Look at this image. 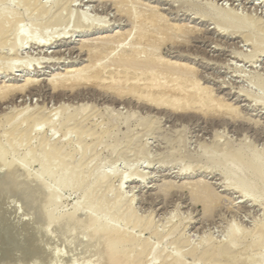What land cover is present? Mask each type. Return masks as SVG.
I'll use <instances>...</instances> for the list:
<instances>
[{
	"label": "rangeland",
	"instance_id": "374dc122",
	"mask_svg": "<svg viewBox=\"0 0 264 264\" xmlns=\"http://www.w3.org/2000/svg\"><path fill=\"white\" fill-rule=\"evenodd\" d=\"M40 1H42L40 3L42 7L50 8V16L60 14L64 19H71L72 17L68 23L69 25L56 26L53 29L49 28V30L47 29L49 31L47 33V30L43 31L44 27L38 24L43 18L41 16L40 18L38 17L40 12L37 9L38 12L35 10V12L33 10L28 11L26 7L23 8L21 5L17 8L16 5L18 6L20 2L13 0L11 1L13 5L11 3L8 4V6H11L10 11L12 15L7 16L12 18L13 11L15 10L21 12L20 19L23 22L20 23L23 26L18 25H20L21 29L25 27L24 30L27 31L28 38L31 40L34 37L35 39L33 33L37 32L40 27H43V30L40 29L42 30L41 32H39L40 30L38 31L40 34L38 32L35 33L37 34L36 37L40 41L42 40L43 43L45 42L44 44L47 42L51 43H47L48 45L45 47L39 46L38 48V45L31 43L34 39L29 42L18 36L16 37L17 39L10 38L9 43H7L8 46L0 48V89L7 85L15 87L24 86L29 79L35 81L30 86L31 88L28 87L29 89L26 88L23 92L20 90L22 93L20 91L11 93L8 96L9 98L7 97L5 100L0 101L1 123H5L9 119L16 117L27 108L22 115H19L16 120L17 123L37 115L41 118L38 121L39 125L35 128L36 130L33 129L34 132L32 131L28 141H16L19 144L21 141L20 145L18 143L15 144L13 138L5 134L14 124H12L13 126L9 125L0 128V144L2 143L0 156L3 161L7 162H5L6 167L3 169L0 167V176L2 177L0 179L2 182H7L9 178L16 179L15 183L10 179L7 183L0 184V189L4 185V190L2 187L3 194L7 193L9 197L4 201L3 199L7 195L2 196L3 194L1 195L2 191L0 190V196H2V199H0V201L2 200L0 202V215H4L3 213L8 215L10 210H16V213H13L14 215L16 214L15 217L18 213L19 217L17 216V218L21 219L22 217L23 220L24 217L27 219L28 217H32L33 214H30L31 216L23 214L26 208L24 207L25 210L23 211V206H21L23 204L19 203L15 198L17 193L19 195V192L23 195L27 193L30 189L26 187L27 185L30 186L34 184L33 182H36V184L39 182L43 183V189L41 188V192L39 191L37 193L38 196H35L37 210L39 211L35 213L39 215V213L41 214L40 211H46L48 217L45 221L48 224L45 225L43 231H40L42 230V226L40 225L44 226V224H38V221H36L37 223L35 222V219L39 216L36 215L37 218L33 216L32 219H29L34 221L32 224H30L32 221L25 219L23 223L24 225L26 224L25 227H28V230L26 229L28 234L26 236L28 238H25L26 244L22 247L29 249V247H26L29 245L30 249H34L35 246L34 250L36 251L38 245L40 247L47 246L48 240H52V238L56 239L54 230L58 225L59 217H63L66 214L74 216V219L76 218L75 220L77 221L79 218L81 219L79 221L82 227H84L83 231L81 230V234L88 237L89 241L88 246H86L87 251L83 250L85 248H77L78 250L74 248L77 252H81L77 255L74 249L76 254H73L74 251L69 246L63 247L62 244H58L57 246L55 245L57 249L54 248L55 246H48L56 249H53L56 251V257L52 258L49 256V258L46 256L49 260H45L44 264H48L47 261H49V264H109L108 254L106 253L107 247L113 241L114 244L119 245L120 241L118 239L122 233H124L125 240L128 241L130 238L136 242L138 251H147L151 247L155 248L149 257L148 254H145V264H169L174 262L173 260L176 257L178 259L179 257L181 258L179 259L181 260L180 263L177 264H216L217 262H205L200 258L206 248L220 247L223 246V243L224 245L230 244L234 247V254L233 260L224 261L222 259L220 264L224 262L225 264H233V262H236L234 264H246V261L247 264L248 262L250 264H264V244H262L263 246L261 245L264 241V231L261 230L260 233L261 227L264 226V187L258 183L255 175H253V171L246 170L247 167H244L247 173L240 170V164L235 162L237 161L236 157H233L232 154L230 155L232 150H237L240 147H249L247 149L250 152L260 154L262 157L264 156V47L259 46H262L259 39L264 38V0ZM1 5L2 3H0V13L2 14L3 10L6 12V7L8 6ZM133 8L135 9L131 10ZM230 9L231 11H229ZM125 10H128L129 13ZM25 11L30 13H25ZM33 12L34 14H32ZM142 12L145 13L142 14ZM153 12L156 13L154 15H158V17L160 15L162 20L167 22H163L160 18L162 21V24L160 23L161 26H167L168 30L176 31L173 37L175 34H178L177 36L182 39L180 40L178 37V42L176 40L178 48L181 47L179 50L173 45L172 41L171 43L168 42L171 40L170 38L169 40L167 39L168 43L164 40L165 42L162 43H165V46L161 45L162 52L159 50L158 54L160 55L161 53L162 59H166L164 61L175 62L179 66L181 64L188 65L186 67L189 69L190 67L191 69L195 68L193 72H195V79L197 78L195 81L198 82V84L195 82L197 90L206 89V95L203 91H199L200 96L203 94L206 98H208L207 95L212 96V98H210L211 96L209 98L212 99L214 107L207 111V115L204 114L205 112H202V114L197 107L194 109L195 111L192 109V112L190 110L188 112L181 111L180 113L151 111L142 107L140 103L138 104L136 99L130 98L132 96L117 97L114 92L112 93V88L111 90L109 89L110 87H107L105 92L103 90L106 87H103V89L98 87L97 89L96 86L94 87L89 84L88 86L81 85L75 87L73 90L69 88L55 90L51 82L55 77L58 79H62L61 77L64 79L65 76L72 77L79 70L91 66L94 61L98 60L100 65H105L104 63H108L116 55H109L110 58L107 56L109 60L106 56L104 58L99 57V59L92 58V55L89 54H92L90 49H93L90 47H93V45L90 44V46L88 45L89 43H99L101 41H99L100 37L108 38L110 36L112 38V35L115 34L116 36L120 33L118 36L120 38L121 33L123 36L129 34V36H126L129 41L124 40V37L121 35L122 40L125 41V46H123V41L120 38L122 46L116 50V53L125 50V48L127 50L132 46L131 44L134 41H139L137 40L139 39V34L137 33L142 28L141 24L139 25L140 27L137 26L139 18L143 15H148L147 17H149L150 14L153 15ZM233 12L237 13L238 16ZM6 13L4 14L6 15ZM219 13H233L240 20L244 18V23L247 22L245 24L249 28L245 29L238 25V28L234 27L233 29L231 27L232 30H230V27L225 24L228 27L226 30H222L225 25L223 26V23L220 25L215 19V15ZM4 14L2 15L4 16ZM24 14L37 18L36 25L30 24V26L28 24L29 17ZM35 14L38 16L35 17ZM68 14L71 15L69 16ZM90 20H93V24ZM135 20L137 21L135 22ZM177 25L178 27H176ZM37 26L39 27L38 30ZM182 26L185 29L184 31L188 30L187 33L191 31L192 34H181L184 31H181L179 34ZM218 26L223 27L218 28ZM13 28L15 29V26ZM13 28L11 26V29ZM238 29L240 30L238 31ZM249 30L256 33L258 37L255 39L260 43L255 39L253 42L245 37V32L247 33ZM20 31H23V29ZM65 31L68 33H65ZM42 32L50 34L48 35L49 38L52 35L51 38L44 37ZM54 32L55 34H53ZM130 34H134L133 38ZM11 37H15V35ZM60 37L61 40L59 39ZM183 37L186 41L188 39L192 41L190 45H188V42L187 44L185 43L186 41ZM15 39L16 43H23L25 46L23 47V44H20L22 49H17V52L16 49L13 50L12 48L13 44H15L13 42ZM71 39L72 42L70 41ZM181 41L185 44H182ZM86 42L88 44L85 46L90 49L83 47V43ZM10 44H12V47ZM258 47H260V50ZM11 48L12 52H10ZM87 50L89 51L87 52ZM251 51L253 52L252 54L250 53ZM57 52L61 53L58 54ZM253 54L255 55L253 56ZM74 70H77V72L70 74ZM106 90H108V93ZM207 91L210 95L207 94ZM248 95L253 96L255 99ZM214 98L216 99L214 100ZM112 100L114 103H112ZM210 101H203V104H208ZM257 101H260V103ZM75 115L78 116V120L67 123V119ZM5 124L7 125V122ZM26 126L27 123L24 121L23 127L25 128ZM6 140L8 141V145H6ZM10 143H13V145ZM51 145L61 148V156L50 155V158H48L47 152H49ZM208 163L212 166L218 165L220 169L208 168ZM8 164L9 166H7ZM77 165L79 168L76 169ZM17 170L21 172L18 171V173ZM25 177H27L31 184L28 183L26 186H23L21 183V185L16 183L19 180H22L21 182L23 183L24 180H27ZM246 178L250 179L248 181L251 183V189H253L247 188L249 189V191L247 190L249 194L248 198L243 197L240 190L235 188L236 186L233 184L238 183L240 179L246 180ZM122 179H125V182L123 186H120ZM11 181L13 185H11ZM34 186L35 184L32 185V187ZM207 188L213 192L210 197L207 195ZM120 196L122 199H120ZM12 199L15 201H12ZM254 199L259 201L255 202ZM116 200L117 203H115ZM3 202H5V205L2 206L1 203ZM115 205L117 207L120 206L121 208L118 207L120 212L126 215L132 212L134 216L133 220L127 224L125 220L118 219L119 217L114 215L116 211ZM16 206L20 207L17 208ZM3 208L5 212H3ZM17 210L21 211H19L21 215ZM49 219L53 223H50ZM85 222L87 225H85ZM105 224L112 228L110 231L112 241L108 242L104 240V237H106L102 234L104 231H101V235L99 233L93 239V232ZM37 225L38 228L40 227L39 229H37ZM44 230H48V232H45L47 237L46 240L44 239L45 242L42 239L45 238L43 235ZM38 231H40V236ZM52 233L55 234L53 235ZM94 241L96 242L94 243ZM38 242L40 243L37 245ZM105 242L108 243L106 244ZM42 243L43 245H41ZM100 243H102L101 248L98 245ZM255 245H259V247H255ZM46 246L39 247V252L41 253V250L46 248ZM138 246H142V248H138ZM48 247L47 249H50ZM95 247L98 251L94 249ZM20 251L7 253L0 250V264H35L36 260L34 259L33 262L28 261V257H30L28 254H31L33 250H28L30 253L28 251L25 252L26 250L23 251V253H27V255L25 253L24 255L22 254L23 256L19 255ZM54 251L52 252L54 253ZM69 251H71V254ZM93 251L97 253L94 254ZM86 253L87 255L84 256ZM89 254H91V257ZM94 255L98 256L95 257ZM66 256L68 259L72 257L73 261H70L72 258L66 261ZM92 257L95 258L93 259ZM51 258L52 261L50 260ZM242 258L246 260L243 261ZM236 259L238 260L236 261ZM40 261H38L39 263L36 262V264H43ZM230 261L233 262L231 263Z\"/></svg>",
	"mask_w": 264,
	"mask_h": 264
},
{
	"label": "bare ground",
	"instance_id": "6f19581e",
	"mask_svg": "<svg viewBox=\"0 0 264 264\" xmlns=\"http://www.w3.org/2000/svg\"><path fill=\"white\" fill-rule=\"evenodd\" d=\"M11 1H13V0H0V3H2V5H7L8 6V4L9 3H11ZM17 1V0H16ZM19 2H20V4L17 6L16 5V7L17 8H19V6L21 5V6H23V8L24 7H26L27 9H28V11H31V10H35V11H39L40 12V14H39V16L37 15V14H35V17L36 16H38L39 18H40V16H41V18H43V19H41L39 22H38V24L40 25V26H43L44 27V30L40 27V29H42L43 31H45V30H49V28H51V29H53L54 27H56V26H64V25H67L70 21H71V19H72V17H71V19H64V18H62V16L60 15V14H58V15H55V16H50V8L49 9H47L48 7H42L41 6V2L42 1H40V0H18ZM61 1V0H60ZM64 1V0H63ZM73 1V0H72ZM123 1V0H122ZM240 1V0H239ZM18 2V3H19ZM71 2V1H70ZM82 2V1H81ZM114 2V1H113ZM118 2H119V0H118ZM121 2V1H120ZM128 2V1H127ZM13 3H16V2H13ZM17 3V4H18ZM44 3V2H43ZM73 3V2H72ZM117 3V2H116ZM235 3V2H234ZM12 4V3H11ZM65 4V3H64ZM74 4V3H73ZM126 4V3H125ZM237 4V3H236ZM1 5V6H2ZM13 5V4H12ZM60 5H61V2H60ZM66 5V4H65ZM128 5V4H127ZM136 5H138V4H136ZM144 5V4H143ZM185 5H186V3H185ZM46 6V5H45ZM56 6V5H55ZM54 6V7H55ZM59 6V5H58ZM63 6V5H62ZM125 6V5H124ZM123 6V7H124ZM140 6H141V4H140ZM8 7H9V9H8ZM8 7H6L7 8V10H6V12H8V10H9V12L8 13H6L3 9V11H4V13H6V15L3 13V11H2V14H4V16L0 13V48L2 49V48H4L6 45H7V43H9L8 41H10V38H16V37H18V36H20L23 40H26V41H31V40H33L34 39V37L30 40V38H28L29 36H27V31H25L24 29H25V27L24 28H22L23 29V31H20V30H22L21 28H20V25L22 24V23H20V22H23V20H21L20 19V13L21 12H18L17 10H15V11H13V17L11 18H9L7 15H12L11 13V11H10V9H11V6H8ZM57 7V6H56ZM64 7V6H63ZM118 7V6H117ZM148 7H149V5H148ZM234 7V6H233ZM4 8V7H3ZM21 8V7H20ZM62 8V7H61ZM125 9H126V7H124ZM130 8H131V6H130ZM136 8V7H135ZM135 8H133V9H131V10H134ZM218 8V7H217ZM1 9V8H0ZM13 9V8H12ZM37 9V10H36ZM123 9V8H122ZM138 9V8H137ZM149 9V8H148ZM153 9V8H152ZM155 9V8H154ZM185 9V8H184ZM216 9V8H215ZM234 9V8H233ZM23 10V9H22ZM26 10V9H25ZM53 10V9H52ZM51 10V11H52ZM58 10V9H57ZM99 10H100V8H99ZM116 10V9H115ZM129 10V9H128ZM128 10H125V11H127L128 12ZM147 10V9H146ZM192 10V9H191ZM34 11V12H35ZM37 11V12H38ZM109 11V10H108ZM142 11V10H141ZM157 11V10H156ZM186 11V10H185ZM188 11H190V10H188ZM229 11H231V9L229 10ZM34 12L32 13V14H34ZM36 12V13H37ZM120 12H121V10H120ZM146 12H148V11H146ZM158 12V11H157ZM214 12V11H213ZM226 12V11H225ZM237 12V11H236ZM23 13H24V10H23ZM25 13H30V12H27V11H25ZM55 13V12H54ZM74 13V12H73ZM72 13V14H73ZM118 13V12H117ZM123 13V12H122ZM129 13V12H128ZM134 13V12H133ZM132 13V14H133ZM136 13V12H135ZM139 13V12H138ZM145 13V12H144ZM143 12H142V14H144ZM233 13H235V12H233ZM233 13H231V14H227V13H225V14H223V13H219L218 15L216 14L215 15V19H216V21L220 24V25H222V23H223V26L226 24V25H228L229 27H230V30H232L231 29V27L234 29V27H237L238 25L241 27H243V28H245V29H248L249 28V26L248 25H246L247 24V22H245L244 23V18L242 19L243 20V22H241L242 20H240V19H238L237 18V13H235L236 15H233ZM256 13V12H255ZM67 14V13H66ZM125 14V13H124ZM137 14V13H136ZM154 14H156V13H154L153 12V15H151L150 14V16L149 17H147L148 15H143L141 18H139L140 20H138L139 21V23H138V25L137 26H139L140 24H141V26H142V28L139 30V33H137V34H139V39H137V40H139L138 42H136V41H134L131 45V47L129 48V49H127L126 50V48H125V50H122L121 52L119 51L118 53H116V50L117 49H119L121 46H122V43H121V41L119 40L120 38H121V35H122V33H121V35H120V38L118 37L119 36V34L118 35H116L115 36V34L114 35H112L111 37L112 38H110V36L108 37V38H101L100 37V39H99V43L97 42L96 44L95 43H89L88 44V42H86V43H83V47H85V48H89V47H86L87 45L86 44H88V45H90V44H92L93 45V47H90V48H92L93 50H91L90 48V52L92 51V54L90 53H88L89 55H92V58H97V59H99V57H107V56H109V55H112V56H114L115 54L117 55H115L114 56V58L112 57L111 59H110V61L108 62V63H104L105 65H100V62H98V60H96V61H94L93 59V61H94V63L91 65V66H88V67H86V68H84V69H82V70H79L78 72H77V70L75 71L74 70V72H72L71 71V73L70 72H66V73H70V74H73V73H75V72H77L75 75H72V77L71 76H69V77H66L65 76V78L63 79V77H61L62 79H58V78H54V79H52L51 80V82L53 83V85H54V88H55V90L56 89H64V88H69V89H71V90H73V88H75V87H79V86H81V85H86V86H88V84L89 85H93L94 87L96 86V88L98 89V87H101L102 89H103V87H106V88H104V92H105V89H107V87L111 90V88H112V93L114 92V94H116L117 95V97H119V98H121V97H127V96H132V97H130V98H134V99H136V102H138V104L140 103V105L142 106V107H144V108H146V109H148V110H151V111H172V112H183V111H191L192 112V109L194 110L196 107H197V109L199 110V111H201V113L203 112H205L204 114H206L207 113V111L208 110H211L214 106V104H212L213 103V101H212V99H210V98H212V96L210 95V93H208V91H207V94H209L210 96H208L207 95V97L209 98H206L205 96H204V94H205V91H206V89H204L203 88V90L201 89V90H197V85H195V82H196V84H198V82L197 81H195L196 79H195V77H194V73L195 72H193L194 71V69H191V67H190V69L188 68V67H186V66H188V65H180L179 66V64L178 65H176L175 64V62H173V63H171V62H168V61H164V60H166L164 57V60L162 59V57H161V53H160V55L158 54L159 52V50L161 51V48H162V46L165 44V43H162V42H167V39L169 40V38L171 39L170 41H168V42H170L171 43V41H172V43H173V45L175 46V47H177L178 48V43H176V40H177V42H178V40L179 39H177L179 36H177L176 34L174 35V37H173V34L174 33H176V31L174 32V31H172L171 29H167V26H165V27H163V25L161 26V22L163 21H165V20H162V18H161V16L159 15V17H158V15H154ZM205 14V13H204ZM253 14V13H252ZM25 16H27V14H24ZM69 15V14H68ZM71 15V14H70ZM69 15V16H70ZM75 15V14H74ZM82 15V14H81ZM83 15H85V14H83ZM135 15V14H134ZM138 15V14H137ZM136 15V16H137ZM141 15V14H140ZM201 15V14H200ZM8 18H7V17ZM30 15H28L27 17H29ZM79 16V15H78ZM135 16V17H136ZM198 16H199V13H198ZM209 16V15H208ZM86 17V16H85ZM162 17H163V15H162ZM166 17V16H165ZM195 17V16H194ZM205 17V16H204ZM132 18V17H131ZM134 18V17H133ZM160 18H161V20H160ZM164 18V17H163ZM213 18V17H212ZM240 18V17H239ZM242 18V17H241ZM18 19V20H17ZM76 19V18H75ZM87 19V18H86ZM135 19V18H134ZM133 19V20H134ZM137 19V18H136ZM167 19V18H166ZM202 19H204V18H202ZM95 20V19H94ZM100 20V19H99ZM98 20V21H99ZM125 20V19H124ZM247 20V19H246ZM256 20V19H255ZM73 21V20H72ZM82 21V20H81ZM83 21H85L86 22V20L85 19H83ZM82 21V22H83ZM88 21V20H87ZM104 21V20H103ZM118 21V20H117ZM129 21V20H128ZM137 20H135V22H136ZM29 23V25L31 24H34V25H36V23H37V18H34V16H32V17H29V21H28ZM79 22V21H78ZM77 22V23H78ZM90 22L92 23L93 22V20L91 21L90 20ZM94 22H96V21H94ZM166 22V21H165ZM249 22V21H248ZM263 22V21H262ZM24 23H25V21H24ZM23 23V24H24ZM87 23V22H86ZM99 23H100V21H99ZM98 23V24H99ZM106 23V22H105ZM108 23V22H107ZM129 23H130V21H129ZM134 23V22H133ZM132 23V24H133ZM161 23V24H160ZM167 23V22H166ZM251 23V22H250ZM254 23H255V21H254ZM13 24V25H12ZM15 24V25H14ZM18 24H20V25H18ZM37 24V25H38ZM79 24V23H78ZM93 24V23H92ZM91 24V25H92ZM101 24V23H100ZM102 24H103V22H102ZM216 24V23H215ZM253 24V23H252ZM251 24V25H252ZM259 24V23H258ZM258 24H255V25H258ZM26 25V24H25ZM24 25V26H25ZM30 25V26H31ZM33 25V26H34ZM69 25V24H68ZM67 25V26H68ZM72 25V24H71ZM74 25V24H73ZM83 25V24H82ZM95 25V24H94ZM170 25H171V22H170ZM225 25V27L224 28H222L221 26H218V28H222V30L223 29H227V27L228 26H226ZM254 25V24H253ZM262 25V24H261ZM11 26H12V28H13V26H15V29L13 28V29H11ZM21 26H23V25H21ZM85 26V25H84ZM89 26V25H88ZM216 26V25H215ZM38 27V26H37ZM36 27V28H37ZM82 27V26H81ZM98 27V26H97ZM134 27H135V23H134ZM140 27V26H139ZM138 27V28H139ZM170 27H172V26H170ZM176 27H178V25L176 26ZM256 27V26H255ZM32 28V27H31ZM59 28V27H58ZM76 28V27H75ZM75 28H73V29H75ZM91 28V27H90ZM136 28V27H135ZM134 28V29H135ZM181 28V27H180ZM238 28V27H237ZM258 28V27H257ZM32 29H34V28H32ZM39 29V27L37 28V30ZM39 29V30H40ZM63 29V28H62ZM67 29H68V27H67ZM66 29V30H67ZM70 29V28H69ZM72 29V30H73ZM79 29V28H78ZM82 29V28H81ZM80 29V30H81ZM93 29V28H92ZM125 29V28H124ZM174 29H176V28H174ZM182 29H183V26H182ZM180 30V29H178V30H180L179 31V34L181 33V31H184L185 29H183V30ZM217 29V28H216ZM36 30V31H37ZM38 30V31H39ZM42 30H40L39 32H41ZM46 31L47 33L49 32V31ZM64 30V29H63ZM76 30V29H75ZM133 30V29H132ZM177 30V29H176ZM240 29H238V31H239ZM242 30V29H241ZM32 31V30H31ZM37 31V32H38ZM55 31V30H54ZM131 31V30H130ZM170 31H172V32H170ZM188 31V30H187ZM187 31H184L183 33H181V34H186L187 33ZM228 31H229V28H228ZM235 31H236V29H235ZM34 32V31H33ZM37 32H35V33H37ZM38 32V34H40ZM57 32V31H56ZM64 32V31H63ZM62 32V33H63ZM83 32V31H82ZM116 32V31H115ZM122 32V31H121ZM137 32V31H136ZM170 32V33H169ZM191 32V31H190ZM190 32H188L187 34H192V32L190 33ZM199 32V31H198ZM200 32H201V30H200ZM226 32V31H225ZM241 32V31H240ZM248 32H250V30L248 31ZM247 32V33H248ZM35 33H33L34 34V36H35V39H37V34H35ZM45 32H42V34L44 35V37H46V38H49V36L48 35H50V34H47V33H45ZM65 33H68V32H66L65 31ZM71 33V32H70ZM78 33V32H77ZM131 33V32H130ZM134 33V32H133ZM237 33H239V32H237ZM247 33L245 32V37L248 39V40H254L255 38H257L258 36L256 35V33L255 32H250V33H248V35H247ZM262 33V32H261ZM53 34H55V32L53 33ZM75 34V33H74ZM186 34V35H187ZM205 34V33H204ZM224 34V33H223ZM234 34H236L235 32H234ZM13 35H15V37H11V36H13ZM29 35V34H28ZM31 35H32V33H31ZM42 35V36H43ZM60 35H61V33H60ZM60 35H58V36H60ZM63 35V34H62ZM71 35V34H70ZM130 35H132V34H130ZM134 35V34H133ZM133 35H132V38H133ZM195 35V34H194ZM200 35V34H199ZM222 35V34H221ZM231 35V34H230ZM240 35V34H239ZM42 36H41V38H42ZM48 36V37H47ZM52 36V35H51ZM51 36H50V38H51ZM54 36V35H53ZM64 36V35H63ZM65 36H67V34H65ZM114 36V37H113ZM126 36H129V34L128 35H126ZM126 36H123L122 35V37H124V40L126 39V40H128V38L126 37ZM136 36V35H135ZM134 36V37H135ZM175 36H177L176 38H175ZM182 36V35H181ZM191 36V35H190ZM107 37V36H106ZM21 38H18V39H21ZM45 38V39H46ZM49 38V39H50ZM53 39H54V37H52ZM130 38V37H129ZM131 38V39H132ZM138 38V37H137ZM180 38V37H179ZM184 38V37H183ZM17 39V38H16ZM16 39H15V41H13V42H15V44H13V47H12V44H10L11 45V47L13 48V50H15L16 49V52H17V49L19 50L20 48L22 49V44L23 43H16L17 41H16ZM28 39V40H27ZM33 40L31 43H33L34 45H38V48H39V46H42V47H45V46H47L48 44H50V43H48L47 41V43L46 44H44L43 42H42V40L40 41V39H37V40ZM43 39V38H42ZM52 39V40H53ZM60 40H61V37L59 38ZM68 39V38H67ZM123 38H121V40H122ZM187 39H188V37H187ZM192 39V38H191ZM195 39V38H194ZM209 39V38H208ZM243 39V38H242ZM39 40V41H38ZM77 40V39H76ZM96 40V39H95ZM165 40V41H164ZM175 40V41H174ZM180 40H182L181 38H180ZM184 40H185V38H184ZM193 40V39H192ZM212 40V39H211ZM226 40V39H225ZM255 40H257V39H255ZM49 41V40H48ZM62 41H63V37H62ZM71 42H72V39L70 40ZM82 41V40H81ZM86 41V40H85ZM93 41V40H92ZM123 41V40H122ZM129 41V40H128ZM186 41V40H185ZM259 41H261V43L259 42ZM259 41L257 40V42H259L260 44H262V46L261 45H259L260 47H264V38H261V39H259ZM19 42V41H18ZM29 42H27V43H29ZM53 42V41H52ZM56 42V41H55ZM74 42V41H73ZM125 41H123V46H125V43H124ZM136 42V43H135ZM167 42V43H168ZM187 42H188V45H190V42H192V41H190V39H188L185 43L187 44ZM254 42V41H253ZM11 43V42H10ZM131 43V42H130ZM166 43V44H167ZM181 43L182 44H185V43H183L182 41H181ZM181 43H179L180 45H182ZM61 44V43H60ZM249 44V43H248ZM251 44V43H250ZM86 45V46H85ZM128 45V44H127ZM162 45V46H161ZM254 45H256V44H254ZM8 46V45H7ZM32 46V45H31ZM91 46V45H90ZM130 46V45H129ZM165 46V45H164ZM170 46V45H169ZM172 46V45H171ZM23 47H25L24 46V44H23ZM41 47V48H42ZM161 47V48H160ZM184 47V46H183ZM188 47H190V46H188ZM223 47V46H222ZM232 47V46H231ZM256 47V46H255ZM260 47H258L259 48V50H260ZM12 48H11V51L10 52H12ZM123 48V47H122ZM160 48V49H159ZM165 48V47H164ZM181 48V47H180ZM180 48H178V50L180 49ZM187 48V47H186ZM83 49V48H82ZM188 49H190V48H188ZM255 49V48H254ZM263 49V48H262ZM261 49V50H262ZM4 50V49H3ZM10 50V49H9ZM121 50V49H120ZM173 50H174V47H173ZM177 50V49H176ZM182 50H183V48H182ZM187 50V49H186ZM221 50V49H220ZM258 50V51H259ZM37 51V50H36ZM82 51H84V50H82ZM81 51V52H82ZM89 50H87V52H88ZM230 51V50H229ZM234 51H235V49H234ZM264 51V50H263ZM262 51V52H263ZM42 52V51H41ZM85 52V51H84ZM162 52V51H161ZM171 52V51H170ZM182 52V51H181ZM244 52V51H243ZM257 52V51H256ZM44 53V52H43ZM58 53V52H57ZM61 53V52H60ZM60 53H58V54H60ZM67 53V52H66ZM175 53V52H174ZM251 54L253 53L252 51L250 52ZM254 53H255V51H254ZM260 53V52H259ZM114 54V55H113ZM163 54V53H162ZM183 54V53H182ZM234 54H235V52H234ZM238 54V53H237ZM245 54V53H244ZM243 54V55H244ZM4 55V54H3ZM255 54H253V56H254ZM259 55H261V54H259ZM172 56V55H171ZM240 56V55H239ZM7 57V56H6ZM56 57V56H55ZM60 57V56H59ZM63 57V56H62ZM61 57V58H62ZM87 57V56H86ZM242 57V56H241ZM246 57V56H245ZM91 58V57H90ZM103 58H101V59H103ZM108 58V57H107ZM109 58H110V56H109ZM109 58H108V60H109ZM243 58V57H242ZM241 58V59H242ZM246 58H248V57H246ZM245 58V59H246ZM257 58V57H256ZM11 59V58H10ZM53 59V58H52ZM85 59V58H84ZM248 59H251V58H248ZM255 59V58H254ZM253 59V60H254ZM13 60V59H12ZM41 60V59H40ZM54 60V59H53ZM56 60V59H55ZM60 60V59H59ZM91 60V61H92ZM168 60V59H167ZM252 60V61H253ZM258 60H260V59H258ZM66 61V60H65ZM80 61V60H79ZM99 61H101V60H99ZM105 61H106V58H105ZM171 61V60H170ZM200 61V60H199ZM244 61V60H243ZM246 61V60H245ZM10 62V61H9ZM43 62H44V60H43ZM49 62V61H48ZM260 62V61H259ZM181 63V62H180ZM7 64V63H6ZM5 64V65H6ZM9 65H11V64H9ZM43 65V64H42ZM57 66V65H56ZM185 66V67H184ZM12 67L14 68V66L12 65ZM8 69H9V67H8ZM11 69V68H10ZM69 71V70H68ZM10 72V71H9ZM196 72H199V71H196ZM201 73H203V72H201ZM197 76V75H196ZM198 77V76H197ZM253 81V80H252ZM34 82L35 81H33V79L31 80V79H29V80H27V83L24 85V86H21V87H15V86H5V87H2L1 89H0V101H3V100H5L11 93H15V92H18V91H22L23 92V90H25L26 88L27 89H29L28 87H30L31 85H33L34 84ZM227 83V82H226ZM234 84V83H233ZM200 85V84H199ZM198 85V86H199ZM227 85H229V84H227ZM232 85V84H231ZM260 85H261V83H260ZM233 86V85H232ZM91 87V86H90ZM93 87V88H94ZM201 87V86H200ZM200 87H198V88H200ZM260 87H262V86H260ZM31 88V87H30ZM89 88V87H88ZM202 88V87H201ZM78 89V88H77ZM101 89V90H102ZM108 89V90H109ZM100 90V89H99ZM108 90H106L107 91V93H108ZM109 90V91H110ZM114 90V91H113ZM263 90H264V88H263ZM20 91V92H21ZM27 91V90H26ZM31 91V90H30ZM83 91V90H82ZM199 91H203L204 92V94L202 95V96H200V93H199ZM21 92V93H22ZM63 92V91H62ZM191 92H193L192 94H191ZM194 92H196V93H194ZM20 93V94H21ZM242 93H243V91H242ZM19 94V93H18ZM41 94V93H40ZM105 94V93H104ZM113 94V95H114ZM25 95V94H24ZM56 95V94H55ZM108 95V94H107ZM106 95V96H107ZM116 95H115V97H116ZM206 95V94H205ZM13 96V95H12ZM69 96V95H68ZM111 96V95H110ZM248 96H251V95H248ZM61 97V96H60ZM252 98H254L253 96H251ZM9 98V97H8ZM87 98H88V96H87ZM112 98V97H111ZM110 98V99H111ZM217 98H219V97H217ZM259 98V97H258ZM257 98V99H258ZM14 99V98H13ZM124 99V98H123ZM216 98H214V100H215ZM250 99V98H249ZM255 99V98H254ZM113 100H114V98H113ZM112 100V101H113ZM125 100V99H124ZM127 100V99H126ZM209 100H211L210 102H208V104L206 103V104H203L204 102L203 101H209ZM218 100V99H217ZM220 100V99H219ZM223 100V99H222ZM259 100V99H258ZM261 100V99H260ZM102 101V100H101ZM115 102H116V100H114ZM114 101L112 102V103H114ZM128 101V100H127ZM263 101V100H262ZM117 102H118V99H117ZM135 102V103H136ZM222 102V101H221ZM257 102H259L260 103V101H257ZM119 103V102H118ZM122 103H124V102H122ZM133 103V102H132ZM131 103V104H132ZM218 103H219V101H218ZM128 104H129V102H128ZM221 104H223V103H221ZM257 104V103H256ZM127 105V104H126ZM218 105V104H217ZM261 105H262V103H261ZM2 106V105H1ZM15 106V105H14ZM21 106V105H20ZM137 106H139V105H137ZM264 106V105H263ZM225 107V106H224ZM27 108V107H26ZM261 108V107H260ZM28 109V108H27ZM27 109H25V110H27ZM138 109H140L139 107H138ZM143 109V108H142ZM196 109V110H197ZM24 110V111H25ZM217 110V109H216ZM19 111V110H18ZM24 111H22V112H20L21 114H19V115H22L23 114V112ZM195 111V110H194ZM222 112V111H221ZM202 113V114H203ZM209 113H211L210 111H209ZM208 113V114H209ZM218 113V112H217ZM220 114V113H219ZM224 114V113H223ZM19 115H17L16 117H14V118H11V119H9L8 121H6L7 122V125L5 124V123H1V121H0V128H2V127H7V126H9V125H12V124H14V126L11 128V129H9V130H5L6 132H5V134L7 135V136H9V137H11V138H13V140H14V143L15 144H17L16 143V141H19V140H25V141H28V139H29V137L31 136V133H32V131H33V129L34 130H36L35 128L39 125L38 124V121L41 119V118H39V116L37 115V116H34L33 118L32 117H29V118H27V119H24L23 121H20V122H16V120L18 119V117H19ZM207 115V114H206ZM205 115V116H206ZM210 115V114H209ZM208 115V116H209ZM213 115V114H212ZM217 115V114H216ZM231 115V114H230ZM229 115V117H231ZM214 116V115H213ZM21 117V116H20ZM233 117V116H232ZM239 118V117H238ZM244 118V117H243ZM242 118V119H243ZM246 118V117H245ZM4 119V118H3ZM6 119V118H5ZM2 120V119H1ZM77 121L78 120V116H71L70 118H68L67 119V123H70L71 121ZM26 122L27 123V126L24 128L23 127V122ZM15 122H16V124H15ZM258 125V124H257ZM259 125H260V123H259ZM254 126V125H253ZM258 127V126H257ZM236 128V127H235ZM100 130V129H99ZM81 131H83V130H81ZM85 131V130H84ZM83 131V132H84ZM34 132V131H33ZM106 132V131H105ZM3 135V134H2ZM263 136V135H262ZM5 137V136H4ZM100 137V136H99ZM8 138V137H7ZM7 141V140H6ZM1 142V141H0ZM8 143V141L6 142V145H8L7 144ZM10 144H12L13 145V143H10ZM19 144V143H18ZM20 144H21V141H20ZM19 144V145H20ZM24 144V143H23ZM2 146V143L0 144V147ZM16 146V145H15ZM48 146V145H47ZM17 147H19V146H17ZM16 147V148H17ZM22 147V146H21ZM27 147V146H26ZM47 148V147H46ZM247 148H249V147H240L239 149H237V150H232L231 152H230V155L232 154V156L233 157H236V160L237 161H235V162H237V163H239L240 164V170H243L244 172H246V170H249V171H253L254 172V174L253 175H255V178L257 179V181H258V183L262 186V187H264V156L262 157V156H260V154L258 155V154H256L255 152H250V150L249 149H247ZM256 148V147H255ZM18 149V148H17ZM43 149V148H42ZM49 149V148H48ZM225 149V148H224ZM46 150V149H45ZM47 151V150H46ZM258 152V151H257ZM227 153V152H226ZM259 153V152H258ZM47 155H48V158H50L49 156L50 155H60L61 156V148L59 147V146H55V145H51L50 146V149H49V152H47ZM238 155V156H237ZM263 155V154H262ZM0 158H1V156H0ZM1 161H0V167L3 169L4 167H6V161H3V159L1 158L0 159ZM6 162V163H5ZM12 163V162H11ZM230 164V163H229ZM14 165V164H13ZM7 166H9V164L7 165ZM10 166H11V164H10ZM15 166V165H14ZM13 167V166H12ZM18 167V166H17ZM20 167V166H19ZM207 167L208 168H213V169H220L219 167L220 166H218V165H215V166H212L210 163H208L207 164ZM244 167H247V169L246 170H244ZM76 169L77 168H79V166L77 165L76 167H75ZM207 168V169H208ZM6 169V168H5ZM10 169V168H9ZM13 170H14V168H12ZM23 170V169H22ZM21 172L20 170H17V172ZM12 172V171H11ZM18 172V173H19ZM23 172V171H22ZM13 173V172H12ZM247 173V172H246ZM25 174V173H24ZM0 175H1V172H0ZM14 175V174H13ZM22 175V174H21ZM19 176V175H18ZM26 176H27V174H26ZM1 177V176H0ZM12 177V176H11ZM250 177V176H249ZM248 177V178H249ZM2 178V177H1ZM17 178V177H16ZM20 178V177H19ZM26 179H27V177H25ZM29 178V177H28ZM10 179H12V178H9L8 180H10ZM8 180H7V182H8ZM13 180V179H12ZM16 180V179H15ZM15 180H13V183H15ZM23 180H24V178H23ZM31 180V179H30ZM227 180V179H226ZM248 180H250V179H247L246 178V180H239L238 181V183H233L236 187L235 188H237V189H239L240 190V193H242L243 194V197H245V198H248L249 197V194H248V192H247V190L249 191V189H247V188H249L250 187V182L248 181ZM3 181H4V179H3ZM22 180H19L18 182H16V183H18L19 185H23V186H26L28 183H30L29 181H28V179L27 180H24L23 181V183L21 182ZM33 181H34V179H33ZM2 180L0 179V184H3V183H7V182H2ZM39 182V181H38ZM125 182V179H122L121 180V183H120V186H123V183ZM10 183V182H9ZM11 183H12V181H11ZM13 183L11 184V185H13ZM21 183V184H20ZM34 184H35V186L34 187H32V185H34V184H32V185H30V186H26V187H29L30 189L27 191V193H24V191H22L23 193H24V195L23 194H21L20 192H19V195H18V193H17V196H16V198L15 199H17L18 201H19V203H22L23 205H21V206H23V208L25 207L26 208V211L25 212H23V214L25 215V214H33V216H35L36 218H37V216H39L37 219H35V222L36 221H38L39 223L38 224H44V226L43 225H40V226H42L41 227V229L42 230H40V231H43V229H45V225H47L46 224V221H45V219L47 220V217H48V214H47V212L46 211H40L41 212V214L39 213V215H37L35 212H39L38 210H37V204H36V202H35V196L37 195V193H39V191L41 192V188L43 189V183H37L36 184V182H33ZM31 184V183H30ZM232 184V185H233ZM10 185V186H11ZM17 185V184H16ZM233 185V186H234ZM1 186V185H0ZM4 186V185H3ZM2 186V187H3ZM15 186V185H14ZM18 186V185H17ZM23 186H21V187H23ZM231 186V185H230ZM2 187H1V191H2V193H1V195L3 194V190H4V187H3V190H2ZM6 187V186H5ZM20 187V188H21ZM232 187V186H231ZM8 188V187H7ZM16 188V187H15ZM18 188V187H17ZM45 188V187H44ZM230 188V187H229ZM252 188V186L250 187V189ZM9 189V188H8ZM16 190V189H15ZM25 190V189H24ZM204 190V189H203ZM207 191V195L210 197L211 196V193H213V192H211L210 191V189L208 190V188L206 189ZM251 190H253V189H251ZM7 191H9V190H7ZM205 191V190H204ZM8 193H10V192H8ZM205 193V192H204ZM203 193V194H204ZM21 194V195H20ZM47 194V193H46ZM248 194V195H247ZM4 195H7V196H5L4 197V201H5V199L8 197V194L6 193V194H3L2 196H4ZM44 196H45V194H43ZM213 195V194H212ZM253 195H256V194H253ZM252 195V196H253ZM2 196H0V199H2ZM38 196V195H37ZM40 196V195H39ZM9 198V197H8ZM12 198H14L13 196H12ZM251 198V197H250ZM253 198V197H252ZM255 198V197H254ZM118 199V198H117ZM120 199H122L121 198V196H120ZM119 199V200H120ZM2 201V200H1ZM0 201V202H1ZM8 201H9V199H8ZM11 201V200H10ZM12 201H15V200H13L12 199ZM121 201V200H120ZM254 201L255 202H258L259 200H257V199H254ZM40 202V201H39ZM119 202V201H118ZM254 202V203H255ZM4 203V204H3ZM3 203H1L2 204V206L3 205H5V202H3ZM115 203H117V200L115 201ZM255 204H257V203H255ZM254 204V205H255ZM12 205V204H11ZM39 206H40V204H38ZM1 206V205H0ZM6 207V206H5ZM8 207V206H7ZM14 207V206H13ZM13 207H12V210H13ZM17 207V206H16ZM15 207V208H16ZM18 207H20V206H18ZM17 207V208H18ZM118 207H120V206H118ZM116 205H115V216H118L119 218L118 219H121V220H125V222H127V224L128 223H130L132 220H133V213L131 212V213H129L128 215H126L125 213H122V212H120V209L118 208ZM9 208V207H8ZM22 208V210L24 211L25 210V208L23 209ZM121 208V207H120ZM2 209V208H1ZM6 210H7V208H5ZM131 209V208H130ZM3 210H4V208H3ZM21 210V209H20ZM20 210H17L18 212L20 211ZM21 210V211H22ZM40 210V209H39ZM42 210V209H41ZM20 211V212H21ZM3 212H5V210L3 211ZM7 212H9V211H7ZM16 213V210H14V211H11L10 210V213L8 214V215H6L5 213H3L4 215H0V250H3V251H5V252H7V253H16L17 251H20L19 252V255H21V256H23L24 255V253L25 252H27L28 250L29 251H31V250H33V251H31V254H28L30 257H32V259H30V257H28L30 260H32V261H30L29 259H28V261L29 262H33L34 260H36V262L37 263H39L38 261L39 260H41L42 261V263L44 264V262H45V260H49L48 259V257L49 256H51L52 258H54V256L56 255V251H54V250H56L57 249V245L58 244H62L63 245V247L64 246H69L70 248H71V250L72 251H74L75 249L74 248H76V250H78L77 248H85V249H83V250H86V246H88V243H89V241H88V237H85V236H82V234H81V230L84 228V227H82V224L80 223V221H81V219H80V221H79V219H78V221L77 220H75L74 219V216H71V215H64L63 217H59L60 219H58L59 221H58V225H57V227H56V229L54 230L53 229V227H52V229L55 231V233H56V235H55V237H56V239H53L52 238V240H48L47 241V246L46 245H44V246H46V248H44L43 250H41L42 252L40 253L39 252V243L41 242L40 240V242H38L37 243V245L39 246H37V248L38 249H36V251L34 250L35 249V246L34 245H32V246H34V249L32 248V249H30L31 247L29 246V245H27L26 247H29V249L28 248H26V249H24V247H22V246H25V244H26V242L24 241V240H26L25 238L27 237L26 236V234H27V231H26V229L28 230V227H25V225H24V221H25V219L26 220H29V219H32L33 218V216L32 217H28L27 215V217H28V219L27 218H25L24 216V218H23V220H22V217H21V219L20 218H17V216H18V213H17V216L15 217V215H14V213ZM19 212V214L21 215V213ZM27 212V213H26ZM13 213V214H12ZM114 213V212H113ZM14 215V216H13ZM37 215V216H36ZM73 215H75V214H73ZM31 216V215H30ZM19 217V216H18ZM17 219H19V220H17ZM33 219V220H34ZM50 220V219H49ZM29 221H32V220H29ZM28 221V222H29ZM45 221V222H44ZM27 222V221H26ZM34 221H32L30 224H32ZM29 223H27V224H29ZM37 223V222H36ZM50 223H53V222H51V220H50ZM50 223H49V226H50ZM83 223V222H82ZM33 225H35V224H33ZM52 225V224H51ZM85 225H87L86 224V222H85ZM263 225V224H262ZM261 225V226H262ZM30 226H32V225H30ZM36 226V225H35ZM35 226H33V227H35ZM48 226V227H49ZM260 226V227H261ZM55 227V226H54ZM87 227V226H86ZM40 228V227H39ZM38 228V225H37V229H39ZM47 228V227H46ZM90 228V227H89ZM89 228H88V230H89ZM262 229H260V233H261V230L262 231H264V226L263 227H261ZM49 229H51V228H49ZM111 226H109V225H107V224H105V225H103L100 229H98L97 231H94L93 232V239H94V237H96V236H98L97 234H99L100 233V235H101V231H104V233H102L104 236H106V237H104L103 235V237L105 238L104 240H107L108 242H111L112 241V238H111V236H110V231H111ZM259 229H257L258 231H259ZM40 231H38V233L40 232ZM47 232H48V230H46ZM45 230H44V232H43V235H44V237L45 238H42V236H41V238L43 239V242H45L44 241V239L46 240V234H45V232H46ZM83 231V230H82ZM91 231V230H90ZM89 232V231H88ZM38 233H37V235H38ZM50 233V232H49ZM55 233H52L53 235L55 234ZM83 233V232H82ZM51 234V235H52ZM89 235H91L90 233H88ZM263 234H264V232H263ZM28 235V234H27ZM41 235H42V233H41ZM49 235V234H48ZM47 235V236H48ZM99 235V236H100ZM35 236H36V234H35ZM39 236H40V233H39ZM38 236V237H39ZM53 237V236H52ZM90 237V236H89ZM103 237H101V238H103ZM125 236H124V233H122V234H120L119 235V245L118 244H114V241L113 242H111V243H109V246L107 247V254H108V257L107 258H109V264H145V262H144V257H145V254L147 255L148 254V257L150 256V255H152V253L154 252V250H155V248L154 247H151V248H149L147 251H138V249L136 248V242L135 241H133L132 239H130L129 237V240L127 241V240H125V238H124ZM28 238V237H27ZM51 238V237H50ZM107 238V239H106ZM124 238V239H123ZM127 238V239H128ZM39 239H40V237H39ZM91 239V238H90ZM89 239V240H90ZM98 239H100L99 237H98ZM54 240V241H53ZM96 241H97V239H96ZM96 241H94V243L96 242ZM262 241V240H261ZM25 242V243H24ZM101 242H102V240H101ZM107 242V243H108ZM257 242H259V241H257ZM264 242V241H263ZM261 243V245L262 244H264V243ZM24 243V244H23ZM93 243V244H94ZM106 243V242H105ZM106 243V244H107ZM242 243V242H241ZM28 244V243H27ZM101 244L102 243H100V244H98L99 246H100V248H101ZM104 244V243H103ZM105 244V245H106ZM141 244V243H140ZM256 244H259V243H256ZM41 245H43V243L41 244ZM56 245V246H55ZM96 245V244H95ZM97 245V246H98ZM243 245V244H242ZM44 246H42V247H44ZM48 246H55L54 248H56V249H54L53 247H48ZM98 246V247H99ZM103 246V245H102ZM254 246V245H253ZM256 246H258L259 247V245H255V247ZM263 246V245H262ZM42 247H40V248H42ZM47 247L48 248H50V249H47ZM104 247V246H103ZM140 246H138V248H139ZM61 248H62V246H61ZM88 248V247H87ZM140 248H142V246L140 247ZM233 248L234 247H232L230 244L228 245H224V243H223V246H220V247H213V248H206V250H205V252L202 254V257L200 258L202 261H205V262H207V261H209V262H217L216 264H220L221 262V260L223 259L224 261H227V260H231L232 259V257H233V254H234V250H233ZM247 248V247H246ZM24 249V250H23ZM54 249V250H53ZM59 249V248H58ZM74 249V250H73ZM94 249H96V247L94 248ZM99 249V248H98ZM205 249V248H204ZM25 251L24 253H23V251ZM75 250V251H76ZM97 250V249H96ZM95 250V251H96ZM246 250V249H245ZM28 251V253H30ZM52 251H54V253L52 252ZM74 251V253L73 254H76V252ZM87 251V250H86ZM98 251V250H97ZM101 251V250H100ZM240 251V250H239ZM22 252V253H21ZM33 252V253H32ZM60 252V251H59ZM58 252V253H59ZM71 251H69V253H70ZM79 252V251H78ZM77 252V255L78 254H80L81 252H79L78 253ZM84 252V251H83ZM94 252V251H93ZM85 253V252H84ZM91 253H92V251H91ZM97 253V252H96ZM95 252H94V254H96ZM101 253V252H100ZM102 253H103V251H102ZM102 253H101V255H102ZM244 253V252H243ZM23 254V255H22ZM26 255H27V253H25ZM52 254H53V256H52ZM65 254V253H64ZM67 254H68V252H67ZM71 254V253H70ZM72 254V255H73ZM60 255H61V253H60ZM83 255V254H82ZM85 255H87V253L86 254H84V256ZM91 254H89V256H90ZM100 255V256H101ZM46 256H48V257H46ZM59 256V255H58ZM62 256V255H61ZM64 256V255H63ZM73 256H75V255H73ZM80 256V255H79ZM83 256V257H84ZM88 256V257H89ZM95 256V255H94ZM98 256V255H97ZM97 256H95V257H97ZM248 256V255H247ZM27 257V256H26ZM56 257V256H55ZM65 257V256H64ZM64 257H62V258H64ZM67 257V256H66ZM82 257V256H81ZM91 257V256H90ZM94 257V258H95ZM170 257V256H169ZM249 257V256H248ZM247 257V258H248ZM24 258H25V256H24ZM38 258H42V259H38ZM43 258H45L44 260H43ZM50 258V257H49ZM52 258L50 259L51 261H52ZM58 258V257H57ZM70 258H72V257H70ZM69 258V259H70ZM76 258H78V257H76ZM93 258V257H92ZM93 258V259H94ZM98 258H101V257H98ZM97 258V259H98ZM158 258V257H157ZM156 258V259H157ZM235 258V257H234ZM241 258V257H240ZM244 258H245V256H244ZM27 259V258H26ZM34 259V260H33ZM61 259V258H60ZM68 259V257H67V259H66V261L67 260H69ZM91 259V258H90ZM93 259H91V260H93ZM179 259H181L180 257H179ZM178 259V257H176V258H174V262H172V263H169V264H177V263H180V261L181 260H179ZM243 259V258H242ZM59 260V259H58ZM79 260V259H78ZM81 260V259H80ZM105 260V259H104ZM233 260V259H232ZM238 259H236V261H237ZM244 260H246V259H243V261ZM248 261H249V258L247 259ZM40 261V262H41ZM50 261V262H51ZM57 261V260H56ZM63 261V260H62ZM66 261H65V263H66ZM70 261L72 262L73 261V258H72V260L70 259ZM69 261V262H70ZM223 261V262H224ZM240 261H242L241 259H240ZM239 261V262H240ZM36 262H35V264H36ZM48 262V264H49V261H47ZM231 262V261H230ZM233 262V261H232ZM231 262V263H232ZM74 263H75V261H74ZM204 263V262H203ZM234 263H236V262H233V264ZM41 264V263H40ZM69 264V263H68ZM73 264V263H72ZM223 264H225V262L223 263ZM226 264H228V263H226ZM230 264V263H229ZM237 264H239V263H237ZM246 264H247V261H246ZM248 264H250L249 262H248Z\"/></svg>",
	"mask_w": 264,
	"mask_h": 264
}]
</instances>
